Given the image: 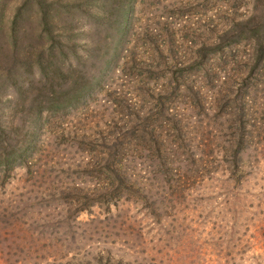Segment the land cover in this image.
Wrapping results in <instances>:
<instances>
[{"label":"rangeland","instance_id":"rangeland-1","mask_svg":"<svg viewBox=\"0 0 264 264\" xmlns=\"http://www.w3.org/2000/svg\"><path fill=\"white\" fill-rule=\"evenodd\" d=\"M258 44L264 0H0V264H264Z\"/></svg>","mask_w":264,"mask_h":264},{"label":"trees","instance_id":"trees-1","mask_svg":"<svg viewBox=\"0 0 264 264\" xmlns=\"http://www.w3.org/2000/svg\"><path fill=\"white\" fill-rule=\"evenodd\" d=\"M254 50L257 52L258 59L264 58V48L261 44H258V46L254 47Z\"/></svg>","mask_w":264,"mask_h":264}]
</instances>
